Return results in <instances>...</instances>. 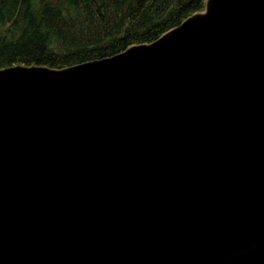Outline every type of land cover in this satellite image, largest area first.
Wrapping results in <instances>:
<instances>
[{
    "label": "water",
    "instance_id": "1",
    "mask_svg": "<svg viewBox=\"0 0 264 264\" xmlns=\"http://www.w3.org/2000/svg\"><path fill=\"white\" fill-rule=\"evenodd\" d=\"M0 264H264V0L0 67Z\"/></svg>",
    "mask_w": 264,
    "mask_h": 264
},
{
    "label": "trees",
    "instance_id": "2",
    "mask_svg": "<svg viewBox=\"0 0 264 264\" xmlns=\"http://www.w3.org/2000/svg\"><path fill=\"white\" fill-rule=\"evenodd\" d=\"M204 1L0 0V67H62L110 55L153 40Z\"/></svg>",
    "mask_w": 264,
    "mask_h": 264
},
{
    "label": "rangeland",
    "instance_id": "3",
    "mask_svg": "<svg viewBox=\"0 0 264 264\" xmlns=\"http://www.w3.org/2000/svg\"><path fill=\"white\" fill-rule=\"evenodd\" d=\"M128 21H129L128 19H125V23H126V24L128 23Z\"/></svg>",
    "mask_w": 264,
    "mask_h": 264
}]
</instances>
